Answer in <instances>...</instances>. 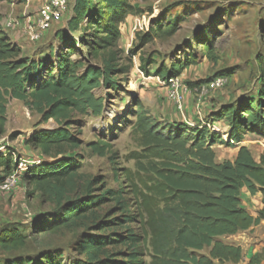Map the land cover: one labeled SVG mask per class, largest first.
I'll list each match as a JSON object with an SVG mask.
<instances>
[{
	"label": "trees",
	"instance_id": "obj_1",
	"mask_svg": "<svg viewBox=\"0 0 264 264\" xmlns=\"http://www.w3.org/2000/svg\"><path fill=\"white\" fill-rule=\"evenodd\" d=\"M144 13L133 0H74L66 27L54 34L57 48L55 54L51 52V63L24 58L21 48L0 28V136L4 133L9 99L24 102L41 115L43 122L52 119L58 125L53 130H38L27 138L26 145L52 161L25 166L20 177L27 187V198L44 201L53 209L38 232L70 231L83 226L87 218L97 221L92 229L99 234L81 238L77 249L82 259L74 264H238L241 248L220 238L247 231L264 220V151L256 161L247 146L240 145L231 160L218 163L212 147L218 144L233 148L242 143L247 133L264 139V65L260 67L257 100L223 106L212 118L229 125L227 141L203 125L188 128L161 124L139 100H134V131L146 164L145 175L138 182L140 187L134 184L130 192L133 210L122 199V190L95 195V182L78 173L76 156H67L80 146L68 128L71 116L87 112L100 115L103 100L94 91L116 90L114 77L127 71L119 64L120 27L129 16ZM175 31L173 23L163 26L151 22L140 45L154 38H168ZM81 48L86 54L76 56ZM213 49V44H203L201 48L215 62ZM139 62V70L146 77L153 75L167 81L178 78L195 60L175 62L170 67L160 64L151 75L149 67L155 64L154 60L139 57ZM221 75L227 76L224 72ZM106 147L100 142L88 145L91 153L99 156ZM18 160L8 148L0 153V185L16 173ZM243 188L251 195L262 196L263 206L256 218L241 205ZM108 201L117 205L120 216L95 220L96 209ZM134 217L140 220L145 238H149L151 252L147 263L140 259V236L129 230L124 235L103 234L134 221ZM26 241L27 237L16 227L0 230L3 251L20 250ZM113 245H122L126 252L113 253L108 249ZM204 250L206 254L201 253ZM255 261V257L251 258L248 264ZM0 264L53 263L45 256L36 260L15 256Z\"/></svg>",
	"mask_w": 264,
	"mask_h": 264
},
{
	"label": "rangeland",
	"instance_id": "obj_2",
	"mask_svg": "<svg viewBox=\"0 0 264 264\" xmlns=\"http://www.w3.org/2000/svg\"><path fill=\"white\" fill-rule=\"evenodd\" d=\"M3 1L6 0L0 1V8H9V2ZM11 1L18 6L28 5L29 8L40 3L37 0ZM72 4L73 1L66 18L46 32L41 41L30 43L24 39L28 44L21 49L24 58L52 62L54 55L51 52L55 54L57 48L54 34L66 27ZM133 4L145 13L129 16L120 27L119 64L126 67L127 71L114 77L117 81L116 90L100 88L94 91V95L103 100L100 115L87 112L71 116L68 128L80 146L67 154L76 156L78 173L83 179L95 182V195L106 190H122L121 197L129 203V210H133L134 206L130 192L134 190V184L140 187L138 182L145 175L143 168L146 164L139 148L138 134L134 131V100H139L150 116L161 124H182L193 128L202 125V122H215L225 129L229 125L224 120L213 121V116L223 106L241 104L248 99L257 100L260 67L264 65V0H133ZM151 22L163 26L173 23L176 31L168 38H154L140 45L139 40L149 32ZM203 44H213L215 62L201 50ZM85 54L86 50L81 48L76 56ZM139 57H151L154 60L155 64L149 67L150 75L160 64L170 67L175 62L195 60L178 77L176 91L181 99V110L169 98L167 86L161 84V79L153 75L146 77L139 70ZM222 72L227 76H222ZM218 77L227 79L224 87L205 92L206 83ZM56 128L58 125L52 119L43 122L41 115L28 108L24 102L9 99L0 147L12 150L25 166L50 162V158L26 145L25 141L38 130ZM220 138L228 140V137L225 140ZM95 142L107 145L102 156L91 153L88 148L89 144ZM241 145L247 146L254 160L258 161L264 149V139L247 133ZM234 148L238 146L229 148L214 145L212 149L216 162L231 160L236 154ZM19 173L22 176L24 169ZM26 191L21 177L10 193L0 190V230L16 227L27 237L26 246L20 250L6 252L0 249V261L15 256H30L35 260L45 256L53 264H74L81 260L77 244L84 235L99 234L92 229L97 221L87 218L83 226L70 231L38 232L46 219L52 216L53 209L44 201L27 198ZM116 208L114 203L106 202L96 209L95 220L117 218L120 212ZM133 220L121 227L108 229L103 234L108 236L115 232L124 235L129 230L140 236V259L147 263L151 252L149 238H145L140 220L135 217ZM227 240L226 237V243ZM229 242L236 244V241ZM108 249L113 253L126 252L122 245L109 246ZM206 252L204 250L201 253Z\"/></svg>",
	"mask_w": 264,
	"mask_h": 264
},
{
	"label": "built area",
	"instance_id": "obj_3",
	"mask_svg": "<svg viewBox=\"0 0 264 264\" xmlns=\"http://www.w3.org/2000/svg\"><path fill=\"white\" fill-rule=\"evenodd\" d=\"M72 1L73 0H40L38 8L33 14L26 15L22 19L13 16L3 18L0 22V28L8 37H12L14 34L20 33L28 42L37 43L41 41L46 32L50 31L66 18ZM226 82L227 79L225 77H218L210 80L204 86V91L208 92L209 90L221 89L224 87ZM161 84H166L169 98L174 100L177 109L181 110V99L176 91L178 78L167 81L162 80ZM202 125L206 126L217 136L224 138V140L228 137L229 126L223 129L217 126L215 122L211 124L202 122ZM0 153H5L4 147H0ZM24 168V163L19 160L16 173L5 179V181L0 185V190L4 193H10L21 175L19 172H21Z\"/></svg>",
	"mask_w": 264,
	"mask_h": 264
},
{
	"label": "crops",
	"instance_id": "obj_4",
	"mask_svg": "<svg viewBox=\"0 0 264 264\" xmlns=\"http://www.w3.org/2000/svg\"><path fill=\"white\" fill-rule=\"evenodd\" d=\"M6 1L9 2V8H0V19L8 16L22 19L26 15L33 14L39 6V3H37L36 6H32L31 8H29L28 5L18 6L14 1ZM6 1H3V3H6ZM9 39L12 43L16 44L21 49H23V46H28L20 33L14 34V36L9 37ZM22 54L24 55L23 51ZM240 145L241 144L237 145L238 148ZM238 148H234L233 150L237 152ZM263 151L264 149L261 151V153ZM261 198L262 196L260 193L251 195L245 188L241 190V205L253 218H256L258 212L262 209L263 205L261 202ZM225 238L226 237H222L220 239L226 243ZM227 238L229 239L227 240L228 244H231V242L229 241H236L235 245L241 248L242 259L238 264H248L249 260L254 257L256 258L255 264H264V220L260 221L258 225L251 227L247 231L239 232L238 234L233 236H227Z\"/></svg>",
	"mask_w": 264,
	"mask_h": 264
}]
</instances>
